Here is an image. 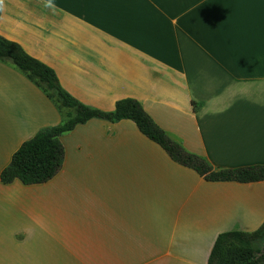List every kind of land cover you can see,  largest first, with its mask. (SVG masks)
I'll list each match as a JSON object with an SVG mask.
<instances>
[{
    "label": "crops",
    "instance_id": "crops-1",
    "mask_svg": "<svg viewBox=\"0 0 264 264\" xmlns=\"http://www.w3.org/2000/svg\"><path fill=\"white\" fill-rule=\"evenodd\" d=\"M0 36L89 108L138 101L213 169L264 165V0H0ZM66 114L0 61V172ZM59 141L51 179L0 183V264H207L219 234L264 225V180L205 181L131 120Z\"/></svg>",
    "mask_w": 264,
    "mask_h": 264
},
{
    "label": "trees",
    "instance_id": "trees-1",
    "mask_svg": "<svg viewBox=\"0 0 264 264\" xmlns=\"http://www.w3.org/2000/svg\"><path fill=\"white\" fill-rule=\"evenodd\" d=\"M0 61L11 62L60 109L67 111L66 120L59 125L45 128L25 141L15 151L10 163L0 172V183L7 185L19 181L23 185L45 183L60 169L64 149L59 137L77 125L90 119L116 122L128 119L134 122L139 132L159 145L169 157L192 170L208 182L250 183L264 180V165L233 169H213L206 160L188 153L158 128L134 99H122L115 103L112 112L89 108L66 93L58 83L55 73L46 65L27 55L22 48L0 36ZM49 91L53 92L51 94ZM196 110V104L192 103ZM264 234V225L255 232H226L217 236L207 264H257L256 255L264 259V249L258 252L255 239Z\"/></svg>",
    "mask_w": 264,
    "mask_h": 264
},
{
    "label": "rangeland",
    "instance_id": "rangeland-1",
    "mask_svg": "<svg viewBox=\"0 0 264 264\" xmlns=\"http://www.w3.org/2000/svg\"><path fill=\"white\" fill-rule=\"evenodd\" d=\"M51 94H53V92L49 91ZM54 95V94H53ZM255 248L257 249L258 252H261L263 249H264V234L263 235H260L258 236L256 239H255ZM261 253H258L256 255L257 259H258V263L257 264H260L264 261L263 257L260 255Z\"/></svg>",
    "mask_w": 264,
    "mask_h": 264
}]
</instances>
